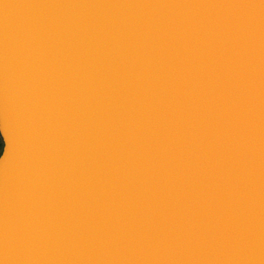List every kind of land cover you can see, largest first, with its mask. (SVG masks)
<instances>
[{
	"label": "water",
	"instance_id": "1",
	"mask_svg": "<svg viewBox=\"0 0 264 264\" xmlns=\"http://www.w3.org/2000/svg\"><path fill=\"white\" fill-rule=\"evenodd\" d=\"M0 264H264V0H0Z\"/></svg>",
	"mask_w": 264,
	"mask_h": 264
},
{
	"label": "trees",
	"instance_id": "2",
	"mask_svg": "<svg viewBox=\"0 0 264 264\" xmlns=\"http://www.w3.org/2000/svg\"><path fill=\"white\" fill-rule=\"evenodd\" d=\"M2 149H3V140H2V138L0 136V154L2 152Z\"/></svg>",
	"mask_w": 264,
	"mask_h": 264
}]
</instances>
